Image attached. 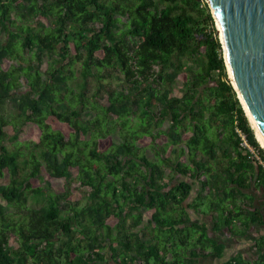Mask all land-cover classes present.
<instances>
[{
  "label": "trees",
  "instance_id": "16d2710c",
  "mask_svg": "<svg viewBox=\"0 0 264 264\" xmlns=\"http://www.w3.org/2000/svg\"><path fill=\"white\" fill-rule=\"evenodd\" d=\"M216 32L205 0H0L6 36L0 40V264L221 258L224 247L210 239L208 227L189 223L185 208L177 211L188 199L189 207L211 212L218 228L225 225L233 235L241 234L237 220L244 227L264 225L255 197L245 193L255 184L264 194V148L228 79ZM11 58L28 65L10 71L4 64ZM45 60L52 62L47 69ZM77 62L80 76L73 74ZM24 71L35 80L27 83ZM114 77L121 89L103 82ZM91 80L97 86L89 95ZM100 92L108 104L98 102ZM7 104L14 121L43 132L39 142H25L23 152L5 143L11 121L1 110ZM49 116L68 124L70 134L49 130ZM161 136L174 147V159L159 153L150 159L138 144L149 137L156 146ZM220 136L231 139L232 150ZM108 137L111 146L101 151ZM167 168L184 178L172 184ZM43 169L63 178L65 190L33 188V177L45 180ZM75 189L85 190L86 204L71 198ZM257 262L264 264V251Z\"/></svg>",
  "mask_w": 264,
  "mask_h": 264
},
{
  "label": "water",
  "instance_id": "95a60500",
  "mask_svg": "<svg viewBox=\"0 0 264 264\" xmlns=\"http://www.w3.org/2000/svg\"><path fill=\"white\" fill-rule=\"evenodd\" d=\"M206 1L221 28L232 84L264 137V0Z\"/></svg>",
  "mask_w": 264,
  "mask_h": 264
},
{
  "label": "rangeland",
  "instance_id": "374dc122",
  "mask_svg": "<svg viewBox=\"0 0 264 264\" xmlns=\"http://www.w3.org/2000/svg\"><path fill=\"white\" fill-rule=\"evenodd\" d=\"M205 2H207V1L205 0ZM210 9H211V13H212V8L210 7ZM214 19H215V17H214ZM31 25L33 27H37V28L40 27V25L37 22H32ZM215 26H216V29H217L216 34L218 36H220L218 28H217V25H216V19H215ZM24 27L25 26L23 25L22 28H24ZM51 27L52 26L47 25L46 28L44 29L45 33L50 32ZM13 28H15V27L13 26ZM5 38H6L5 34L4 33H0V40H5ZM222 49H223V46H222ZM223 53H224V51H223ZM24 55H25V57H27V52L26 51L24 52ZM100 55H103V53L100 52ZM32 59L30 60V63L35 64L36 60H32ZM52 61L54 62V60H52ZM20 63H23L24 66L28 65V63L25 62V61H21V60H18L16 58H11V59H8L6 61L4 66H5L6 69H9L10 71H14V69ZM51 64H52L51 61L45 60V62L42 64V67L44 69H47ZM75 70L76 71L73 72V74L80 76L79 75L80 74V70H81V63L80 62H77L75 64ZM65 73L66 74H71L72 73V69L66 70ZM227 74H228V79L232 82L228 70H227ZM22 76H23L24 79H27L26 80L27 83H29L30 81L32 82V81L35 80L33 72H27L26 73L24 71V74ZM184 78H185V75L181 74V76L179 77V79H180L179 85L180 86L182 85V80ZM103 82L106 85H108L110 88H113V89H121L122 88L121 82L118 81L115 77L112 78V79H109V80H103ZM96 86H97V82H94L93 80H91V84L89 86V93H88L89 95L96 90ZM176 95L178 96V93ZM75 96L76 95L68 94V98H70L71 100L74 99ZM98 102L100 104H103V103L104 104H108V98H107V95L104 92H100L99 93ZM14 113H15V111L11 107L10 104H7L5 106V108H3L1 110V114L7 116L8 117L7 119H9L11 121V123L6 126L5 143H6L7 147L11 151L17 150V151L23 152L25 150L24 143L27 142V141L39 142L41 140L42 136H43V132H42L41 128L37 124H28V125L23 127L21 124H19L18 122L14 121V119L12 118L11 114H14ZM47 123L50 126L49 130L54 131V132H61V133H63L64 136H68L70 134V132H71V128H70V126L68 124L59 121L54 116H49L48 119H47ZM167 125L168 124L166 123L165 126H167ZM16 127H18V129H20L18 138H16L14 136L15 132H16V130H15ZM227 132H228V130H227ZM187 135L188 134H185V137ZM217 135L219 136V132H217ZM220 139H221V143L224 141L223 144L226 145L230 150H232L233 142L231 141V139L225 138V136H220ZM156 142H157V145L153 146L152 142H150V138L149 137H144V138H141L138 141V144L140 146H142V147H146L145 153L150 159H155L157 153L163 154L166 157H172L174 159V155L171 152V150L174 147L170 146L169 144H167L168 142H167V139H166L165 136L159 137ZM111 143H112L111 137H108L106 139H102L100 141V145H99L101 151L109 150V148L111 146ZM218 150H219V154L221 155L222 151L220 149H218ZM251 151L256 154V151L253 148H252ZM201 157H203L204 159L207 158L206 156H203V155ZM224 163L226 165L228 164L227 161H225ZM95 166H97V165H95ZM166 170H167L169 175H172L174 173V179L171 182L172 184H177L180 180H182L184 178V176H181L180 173L175 172V171L174 172L171 171L170 168H167ZM72 171H73V174L75 175L76 172H77V169H73ZM8 175H9V171L7 169L6 179H8ZM43 175L45 177V180H43V181L39 179V176L33 177L30 180V184L33 185V188H35V189L37 187L46 188L50 184L51 187H53L54 189H56L58 191H64L65 190L66 181L63 178L52 177L45 170L43 171ZM194 190H195V193H197L200 190V184L199 183L195 184V189ZM247 191H250V190H247ZM85 193L86 192H85L84 189L79 190V191L75 189L73 195L71 196V198L73 200H75V201H79L80 205H84V204L87 203V198H86V194ZM242 197H245V196H242ZM263 200H264V194H263V192L260 191V193L258 194L257 198H255L254 201H252L253 203L252 202L251 203H252V205L255 204L256 206H259L261 208V210H262V214L264 215ZM204 210L205 211L209 210V207L207 205H205L204 206ZM149 213H150V211H147L145 213V215H147ZM110 221H111V223H113V219H111ZM257 230H259V232L261 231V232L264 233V225L263 226H259L258 228L255 229V231H257ZM11 239H13L12 243L14 245H17L16 240H15V235H12ZM63 239H66V238L63 237ZM65 256H67V254ZM204 260H206V261L208 260L209 262H210V260H213V264L214 263L217 264L216 262H218L220 259H217L215 257L213 259L202 258L201 262L199 264H206V262H204ZM28 264H32V263L29 262Z\"/></svg>",
  "mask_w": 264,
  "mask_h": 264
},
{
  "label": "crops",
  "instance_id": "0c3cea01",
  "mask_svg": "<svg viewBox=\"0 0 264 264\" xmlns=\"http://www.w3.org/2000/svg\"><path fill=\"white\" fill-rule=\"evenodd\" d=\"M254 184V183H253ZM250 191H245L248 196L257 198L258 194L262 190L257 185H252ZM192 200L188 199L183 204L182 207L177 206V211H180L182 208H185L186 215L190 218L189 223H198L200 225H206L208 227L209 237L211 240L222 244L224 247L223 254L217 264H223L230 259H238L243 261L244 264H259L257 261L259 259L261 251L259 244L262 243V236L264 237L263 232H259V230L255 231L258 228V224H251L248 227H244L237 220L235 223V227L237 230L241 232V234L233 235L225 225L218 226L214 221V215L210 212H204L202 210H196L193 207H189L188 204ZM264 201V200H263ZM111 219H113V223H111ZM108 222L112 225L116 223V218L112 217L108 220ZM255 231V232H254ZM211 249H208L205 252H209ZM216 258L214 254H210L208 256H204V258L213 259ZM201 262V261H200ZM206 264H213V260L210 262L204 260ZM215 264V263H214Z\"/></svg>",
  "mask_w": 264,
  "mask_h": 264
},
{
  "label": "bare ground",
  "instance_id": "6f19581e",
  "mask_svg": "<svg viewBox=\"0 0 264 264\" xmlns=\"http://www.w3.org/2000/svg\"><path fill=\"white\" fill-rule=\"evenodd\" d=\"M212 12H213V14H214V16H215L214 9H212ZM215 18H216V16H215ZM216 22H217V26H218V31H219V34H220V38L222 39V43L224 44V41H223V35H222L221 28H220V26H219V23H218L217 19H216ZM224 47H225V46H224ZM226 65H227V69H228V72H229L230 78H232V75H231V71H230V67H229V64H228L227 58H226ZM239 94H240V93H239ZM241 101H242V103H243V105H244V110H245V112H246V114H247V116H248V119H249V121L251 122L252 127L254 128V130H255V132H256V136H257V138H258V140H259L261 146L264 148V137H263V135L261 134L259 128L257 127V125H256V123H255V121H254V119H253V117H252V115H251V113H250V111H249V109H248L246 103L244 102L243 99H241Z\"/></svg>",
  "mask_w": 264,
  "mask_h": 264
},
{
  "label": "built area",
  "instance_id": "2783aa9c",
  "mask_svg": "<svg viewBox=\"0 0 264 264\" xmlns=\"http://www.w3.org/2000/svg\"><path fill=\"white\" fill-rule=\"evenodd\" d=\"M245 137L243 136V139ZM244 146H247L250 150H252V147L250 145H248L247 141L244 139V142H243Z\"/></svg>",
  "mask_w": 264,
  "mask_h": 264
}]
</instances>
